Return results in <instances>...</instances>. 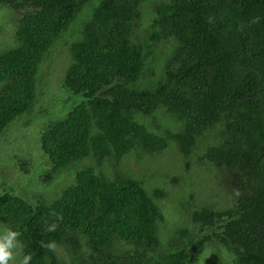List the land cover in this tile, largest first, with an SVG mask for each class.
<instances>
[{
  "label": "trees",
  "instance_id": "trees-1",
  "mask_svg": "<svg viewBox=\"0 0 264 264\" xmlns=\"http://www.w3.org/2000/svg\"><path fill=\"white\" fill-rule=\"evenodd\" d=\"M91 1L0 0L17 44L0 51V134L32 111L38 64ZM95 1L61 84L78 103L39 135L50 171L84 165L51 203L38 192L0 194V237L17 232L9 264L29 253L28 264H188L208 246L234 264H264V0ZM157 110L181 124L170 136L181 156L212 138L192 157L203 180L222 179L230 194L222 208H187L190 228L166 242L157 235L164 215L141 182L97 173L134 149H166L136 119L154 122Z\"/></svg>",
  "mask_w": 264,
  "mask_h": 264
},
{
  "label": "rangeland",
  "instance_id": "rangeland-1",
  "mask_svg": "<svg viewBox=\"0 0 264 264\" xmlns=\"http://www.w3.org/2000/svg\"><path fill=\"white\" fill-rule=\"evenodd\" d=\"M92 2L96 4L93 0L81 9L38 64L34 76L37 102L32 111L12 121L13 123L11 122L0 134V194L6 192L24 196L29 192L30 194L38 192L46 196V203H51L53 198L59 197L71 184L72 174L82 168L83 160L70 163L65 169L50 171L52 168L47 165L40 149L39 135L49 120L61 119L64 111L72 109L78 103V98L70 92H67L68 94L64 92L61 84L72 63V46L85 40L82 30L94 7ZM14 31L13 14L0 6V51L16 47ZM162 65L163 59H160L157 69L159 70ZM149 68L158 75L159 71H156L152 64ZM47 109L49 113H46ZM152 116L156 117L154 122L151 118L141 115H137L136 119L142 125H146L148 130L153 129L155 134L163 137L167 143L166 149L156 154L147 153L141 148L134 149L111 171L106 172L111 168L106 167L105 163L102 167L106 173L100 169L97 173L110 178L128 173L135 176L148 197L164 215L163 221L157 224V235L162 242H166L178 226L190 228L189 222H186L187 208L191 210L202 205L222 208L226 202H230V194L228 188L223 186L222 179L203 180L204 173L192 157L193 155L196 157L198 151L208 146L212 138L207 135L197 143L190 156L183 157L170 139L171 134L180 130L181 124L166 110H157ZM23 160H28L25 163L30 169H23L24 162H21ZM85 164L89 165L90 162ZM153 190L162 191L164 196L152 198ZM55 247L58 255L66 261L65 250ZM14 255L19 261V256ZM191 255L194 257L192 264H234L228 251L210 249L209 246L199 255L190 254L188 264L191 263Z\"/></svg>",
  "mask_w": 264,
  "mask_h": 264
},
{
  "label": "clouds",
  "instance_id": "clouds-1",
  "mask_svg": "<svg viewBox=\"0 0 264 264\" xmlns=\"http://www.w3.org/2000/svg\"><path fill=\"white\" fill-rule=\"evenodd\" d=\"M52 227H49V231L52 230ZM17 236V232L8 231L4 236L0 237V264H9V261L12 259V252L10 251L13 248V238ZM50 247V245H49ZM31 259V253L25 255L21 264H28Z\"/></svg>",
  "mask_w": 264,
  "mask_h": 264
}]
</instances>
